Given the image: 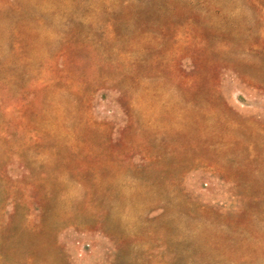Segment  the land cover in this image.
Masks as SVG:
<instances>
[{"label":"rangeland","instance_id":"374dc122","mask_svg":"<svg viewBox=\"0 0 264 264\" xmlns=\"http://www.w3.org/2000/svg\"><path fill=\"white\" fill-rule=\"evenodd\" d=\"M0 264H264V0H0Z\"/></svg>","mask_w":264,"mask_h":264}]
</instances>
